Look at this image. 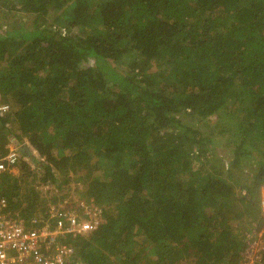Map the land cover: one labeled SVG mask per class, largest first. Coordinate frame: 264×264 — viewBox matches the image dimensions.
Masks as SVG:
<instances>
[{
  "label": "trees",
  "instance_id": "obj_1",
  "mask_svg": "<svg viewBox=\"0 0 264 264\" xmlns=\"http://www.w3.org/2000/svg\"><path fill=\"white\" fill-rule=\"evenodd\" d=\"M15 2L37 18L0 30V157L29 141L6 212L56 229L72 173L102 219L66 235L69 264H242L264 228V0Z\"/></svg>",
  "mask_w": 264,
  "mask_h": 264
},
{
  "label": "built area",
  "instance_id": "obj_2",
  "mask_svg": "<svg viewBox=\"0 0 264 264\" xmlns=\"http://www.w3.org/2000/svg\"><path fill=\"white\" fill-rule=\"evenodd\" d=\"M6 108L1 107L0 110L6 112ZM19 161V148L14 147L0 157V172L12 171ZM7 206V198L0 197V264H69L73 249L63 242L66 235L85 233L91 228L83 218L69 213L59 216L56 229L47 223L39 230L27 226L23 218L11 217L6 212ZM261 206L264 216V189ZM252 236L254 239L249 241L245 258L255 261L261 258L264 249V229L257 236Z\"/></svg>",
  "mask_w": 264,
  "mask_h": 264
},
{
  "label": "rangeland",
  "instance_id": "obj_3",
  "mask_svg": "<svg viewBox=\"0 0 264 264\" xmlns=\"http://www.w3.org/2000/svg\"><path fill=\"white\" fill-rule=\"evenodd\" d=\"M12 2L9 4V6H3L2 9L0 10V30L2 31H6L8 30L13 24H20V25H26L28 27H30L33 24V20L35 19V17L37 18L36 14H29V13H25L22 11H18L17 9L14 8L15 5H17V2H15V0H11ZM13 3V4H12ZM16 7V6H15ZM133 58H127V61L130 62L132 61ZM93 63V61L91 62ZM120 70H124V67L121 66L119 67ZM152 70H155V67H153ZM1 107H7L6 108V112L1 111L3 114L9 113L13 107L11 106V104L9 103H0V108ZM184 122L185 123H189V124H194L195 126H198V123H196L195 119H191L188 117L184 116ZM16 127V126H14ZM232 130L231 131H227L225 133L227 136L232 134ZM28 143V139L27 137H24L22 143H20V141H18L17 139L12 138L10 141H7L6 143V149L9 151L16 147L19 148L21 147L20 144H24V143ZM1 144V143H0ZM222 149H224L225 153H228V149L222 146ZM33 154L34 156L38 159V161H43L45 157H40L39 154L37 153L36 150H33ZM28 159L26 160L28 163L31 164L32 169H36L35 171H40L39 166L36 165V163L30 162L29 158H25ZM24 160V159H23ZM37 161V162H38ZM200 164V162H195V166H198ZM12 171H15V173H24V169H19L18 167H14V169ZM42 171V170H41ZM58 173L60 174L59 177V181H62V174L58 171ZM233 174L235 175V177L237 179H240V181L242 179L245 178V174L242 173V170L238 169V170H234ZM71 176H76L74 181H71L70 183H66L64 185V188L62 190V193L60 195H64L65 201H62V205H60V209L65 208V212H72L75 215H77L78 217L83 218V221L86 223H89L91 225V228L88 229L87 231H85L86 233L89 231H91L95 225L100 222V220L102 219V210L100 208V206H97L94 202V199H90L87 200L85 197H81V189H82V185L81 183H78V177L79 175H72V173L70 174ZM28 181V180H27ZM26 181V182H27ZM38 184L37 187L38 188H44L45 190H55V187L52 186V184H49V182H45V181H39L37 182ZM59 182H57L56 184H58ZM66 202L69 203L71 202L72 206H74V209L68 210L66 211ZM70 207V206H69ZM79 210L81 212H79ZM79 212V213H78ZM249 226V222L247 223V225L245 226V230L248 228ZM152 257H155V255H151ZM258 262L255 260H248L246 258H244V260L242 259V264H257Z\"/></svg>",
  "mask_w": 264,
  "mask_h": 264
},
{
  "label": "clouds",
  "instance_id": "obj_4",
  "mask_svg": "<svg viewBox=\"0 0 264 264\" xmlns=\"http://www.w3.org/2000/svg\"><path fill=\"white\" fill-rule=\"evenodd\" d=\"M16 166H17V165H16ZM16 166H15V167H16ZM263 189H264V187L261 189V197H262V190H263ZM263 229H264V228H263ZM261 230H262V229H261Z\"/></svg>",
  "mask_w": 264,
  "mask_h": 264
}]
</instances>
